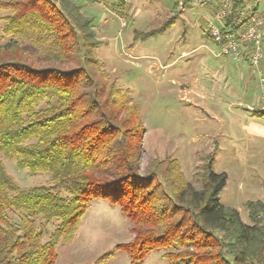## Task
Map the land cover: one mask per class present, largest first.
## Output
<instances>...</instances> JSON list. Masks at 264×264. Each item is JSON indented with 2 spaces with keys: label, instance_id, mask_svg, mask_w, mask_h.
<instances>
[{
  "label": "trees",
  "instance_id": "1",
  "mask_svg": "<svg viewBox=\"0 0 264 264\" xmlns=\"http://www.w3.org/2000/svg\"><path fill=\"white\" fill-rule=\"evenodd\" d=\"M79 1H0L9 37L0 44V264H56L59 242L73 240L94 200L120 208L130 222L133 240L120 248L132 264L161 249L169 264H264V202H247L251 224L222 205L227 175L214 172L213 153L201 190L176 158L142 165L140 107L102 66V42ZM247 1L231 0L224 32L246 27L237 21ZM3 159L49 175L50 184L22 188Z\"/></svg>",
  "mask_w": 264,
  "mask_h": 264
},
{
  "label": "rangeland",
  "instance_id": "2",
  "mask_svg": "<svg viewBox=\"0 0 264 264\" xmlns=\"http://www.w3.org/2000/svg\"><path fill=\"white\" fill-rule=\"evenodd\" d=\"M79 2L102 42L97 49L102 66L140 107L146 128L142 165L155 157L176 158L186 180L201 190L206 157L213 153L214 172L227 175L221 204L237 209L251 224L247 202H264V115H259L264 89L243 51L237 57L215 56L219 47L207 35L211 9L175 10L177 0ZM255 7L264 13V0H248L243 12ZM6 14L0 11V44L9 40L2 32ZM171 16L175 22L168 30L135 39ZM260 69L264 78V61ZM3 160L22 188L50 184L49 175L31 174L18 169L16 161ZM130 229L120 208L94 200L73 240L59 242L56 264H132L120 248L133 240ZM163 254L152 251L135 264H169Z\"/></svg>",
  "mask_w": 264,
  "mask_h": 264
},
{
  "label": "built area",
  "instance_id": "3",
  "mask_svg": "<svg viewBox=\"0 0 264 264\" xmlns=\"http://www.w3.org/2000/svg\"><path fill=\"white\" fill-rule=\"evenodd\" d=\"M180 9L198 8L207 5L211 9L207 20V34L209 38L218 45L219 50L216 57H237L241 51H246L247 60L251 67L258 71L264 89V78L261 63L264 60V13L242 12V17L238 19L237 25L248 21L246 27L234 32L227 29L225 32V18L231 0H178Z\"/></svg>",
  "mask_w": 264,
  "mask_h": 264
},
{
  "label": "crops",
  "instance_id": "4",
  "mask_svg": "<svg viewBox=\"0 0 264 264\" xmlns=\"http://www.w3.org/2000/svg\"><path fill=\"white\" fill-rule=\"evenodd\" d=\"M178 1V0H177Z\"/></svg>",
  "mask_w": 264,
  "mask_h": 264
}]
</instances>
